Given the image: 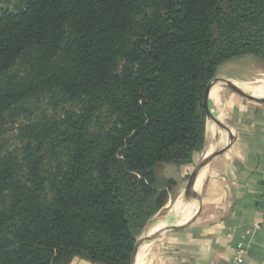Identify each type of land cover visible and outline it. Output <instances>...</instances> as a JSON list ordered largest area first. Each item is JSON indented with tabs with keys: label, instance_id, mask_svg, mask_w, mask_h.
<instances>
[{
	"label": "trees",
	"instance_id": "obj_1",
	"mask_svg": "<svg viewBox=\"0 0 264 264\" xmlns=\"http://www.w3.org/2000/svg\"><path fill=\"white\" fill-rule=\"evenodd\" d=\"M245 56L264 60V0L0 8V264H131L176 187L157 167L202 151L207 87Z\"/></svg>",
	"mask_w": 264,
	"mask_h": 264
},
{
	"label": "crops",
	"instance_id": "obj_2",
	"mask_svg": "<svg viewBox=\"0 0 264 264\" xmlns=\"http://www.w3.org/2000/svg\"><path fill=\"white\" fill-rule=\"evenodd\" d=\"M219 74L227 78L223 70ZM237 82L246 84L249 79ZM210 107L225 127L216 123V133L211 135L207 132L211 119H206L204 148L192 160H202L203 152L211 154L214 149L206 150L213 143L225 148L201 169L196 213L183 223L174 213L163 216L156 230L160 233L143 246L140 243L134 264L143 252L147 254L142 264H230L237 245L248 247L244 264H264V224H260L264 207V102L248 100L220 86L218 97L210 99ZM228 131L230 136L224 141ZM189 165L180 167L182 180ZM147 226L138 240L154 233L152 229L147 232ZM70 264L92 263L75 258Z\"/></svg>",
	"mask_w": 264,
	"mask_h": 264
},
{
	"label": "rangeland",
	"instance_id": "obj_3",
	"mask_svg": "<svg viewBox=\"0 0 264 264\" xmlns=\"http://www.w3.org/2000/svg\"><path fill=\"white\" fill-rule=\"evenodd\" d=\"M23 0H0V8H8L10 10H17L21 7ZM27 63L23 62L19 66L18 70L16 68H11L10 71L6 74L9 76L12 72L16 71L18 74H20L23 70L27 68ZM223 70V74L226 75L227 78H224L223 75H220L219 72ZM217 76L215 80L220 81H229L235 85H245V86H253L256 87L259 85V78L260 75L264 73V60L255 59L249 56L240 57V58H234L232 60H229L225 63H223L218 71ZM221 76V78H220ZM232 79V80H230ZM243 80L246 82V79H249V82L246 84H242L237 82V80ZM36 110L40 111L39 108H35ZM42 112V111H40ZM43 114V112H42ZM40 118V117H39ZM97 120H94L92 124V131L95 132L99 129V127H103L106 125V116L104 114H100L97 116ZM207 131L209 134L214 135L216 133L215 127L211 126L210 123L207 125ZM215 140V139H214ZM210 147V146H209ZM213 149L215 148V144H212ZM201 154L203 158H205L207 155ZM201 161V158H195L191 166L187 168V175L184 177V180H182V174L180 173L181 168L177 167L173 164H162L161 166H158L156 169V176L160 183H163L167 180H173L176 183V187L172 190L170 195V201L166 203L164 208L157 213L149 222L148 226L145 229L147 232L152 229L153 230L158 226V222L163 216H166L167 214L173 215L171 212V207L173 205V202L177 198L181 188L188 185L191 175L195 169V166L198 164V162ZM158 223V224H157ZM156 225V226H155ZM139 244V242H138ZM137 244V245H138Z\"/></svg>",
	"mask_w": 264,
	"mask_h": 264
},
{
	"label": "water",
	"instance_id": "obj_4",
	"mask_svg": "<svg viewBox=\"0 0 264 264\" xmlns=\"http://www.w3.org/2000/svg\"><path fill=\"white\" fill-rule=\"evenodd\" d=\"M220 85L223 86L227 89H230L240 95H242L244 98L251 100V101H255V102H264V97H256V96H251L249 94H247L246 92H244L242 89H240L237 85L229 82V81H220V80H214L212 81L206 90L205 93V98H204V107L206 110V119L209 120H213L215 123H217L218 125H220V127H225L224 126V122L222 120H220V118L211 110L210 108V92L212 90L213 87ZM225 146H216L214 148V150L211 152V154H209L207 157L203 158L200 162H198V164L195 166V169L191 175L190 181L187 185V191L188 194L196 199H198V192L196 190V182L199 176V173L202 169V167L209 162L211 159H213L216 155H218L222 150H224ZM196 209H197V205H196ZM196 209L194 211V214L192 215V217L195 215L196 213ZM160 232L159 231H155L152 235L147 236L145 238H143L142 240H138L137 244L139 242V244H136V248H135V252L133 254L132 260H131V264H134V261L136 259V255H137V251H138V246L141 245L143 246L146 242L150 241L151 239L155 238Z\"/></svg>",
	"mask_w": 264,
	"mask_h": 264
},
{
	"label": "bare ground",
	"instance_id": "obj_5",
	"mask_svg": "<svg viewBox=\"0 0 264 264\" xmlns=\"http://www.w3.org/2000/svg\"><path fill=\"white\" fill-rule=\"evenodd\" d=\"M258 81H259V85H257L256 87L245 86V85H237V86L240 89H242L244 92H246L247 94H249L251 96L264 97V73L260 75V78H259ZM219 90H220V86H215V87L212 88V90L210 92V99L211 100H213L214 98L216 99L218 97ZM208 123H210L212 127L213 126L215 127V125H216V123L214 121H212V120H209ZM229 136H230V134H229V131H228V133H226V135H225V140L224 141H227ZM212 149H213V147H211V146L208 147V149L206 150V153H209ZM201 177H202V171L199 173V176H198V179H197V182H196V190H197V192H198V189H199V186H200V183H201ZM196 205H197L196 204V199L191 197L188 194L187 184H186V186L184 185V187L181 188L177 198L173 202V205L171 207V212L176 214L177 219L180 222L183 223V222H186L187 220H189L192 217V215L194 214V211L196 209ZM160 225L161 224L159 223V225L153 230V232H155L157 229H159ZM145 253L146 252H143L141 254V256L139 257L138 261L136 260L135 264H142L143 263V259H144Z\"/></svg>",
	"mask_w": 264,
	"mask_h": 264
},
{
	"label": "built area",
	"instance_id": "obj_6",
	"mask_svg": "<svg viewBox=\"0 0 264 264\" xmlns=\"http://www.w3.org/2000/svg\"><path fill=\"white\" fill-rule=\"evenodd\" d=\"M261 225L264 224V207H263V216L261 220ZM259 225H256L255 228H258ZM248 254V247L237 245L235 247V254L230 260V264H244V257Z\"/></svg>",
	"mask_w": 264,
	"mask_h": 264
}]
</instances>
